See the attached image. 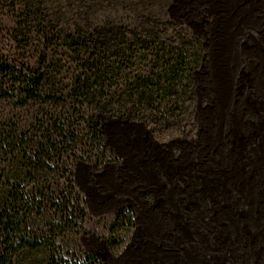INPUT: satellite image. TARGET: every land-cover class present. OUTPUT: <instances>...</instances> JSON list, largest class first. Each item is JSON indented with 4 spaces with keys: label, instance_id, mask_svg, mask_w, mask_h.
Listing matches in <instances>:
<instances>
[{
    "label": "crops",
    "instance_id": "1",
    "mask_svg": "<svg viewBox=\"0 0 264 264\" xmlns=\"http://www.w3.org/2000/svg\"><path fill=\"white\" fill-rule=\"evenodd\" d=\"M193 12L191 121L156 134L105 119L109 161L75 170L90 215H133L126 248L115 255L116 245L97 243L98 264H227L230 227L246 230L253 209L248 256L264 264V0H207Z\"/></svg>",
    "mask_w": 264,
    "mask_h": 264
},
{
    "label": "trees",
    "instance_id": "2",
    "mask_svg": "<svg viewBox=\"0 0 264 264\" xmlns=\"http://www.w3.org/2000/svg\"><path fill=\"white\" fill-rule=\"evenodd\" d=\"M10 1L16 48L32 52L31 58L37 64L32 69H18L13 64L0 66V79L11 84L10 90L17 93L18 101L51 100L64 105L71 100L74 114L85 105L107 118L129 121L141 117L142 107L163 118L167 114L175 116L177 109L178 117L186 111L175 104L177 100L162 105L171 96L178 97V103L187 98L198 49L190 41L175 45L158 19H147L146 27H131L110 17L98 21L89 15L98 0H77L79 7L73 6L76 0ZM158 1L151 0L150 4ZM138 2L141 10L150 7L149 3L146 6L143 1ZM72 6L75 19L61 20L67 10L73 12ZM67 64L69 81L62 86L60 73ZM50 118L43 131L20 132L0 126V157L6 162L0 169L4 180L0 186V264H95L92 255L64 253L56 242L68 225V217L75 212L84 215L71 187L66 193L67 202L73 197L76 206L69 210L62 205L58 221L48 217L46 223H36L29 219L44 215L47 208L59 210L51 181L44 178L52 172L56 153L73 140L75 132L66 131L64 124ZM101 125L93 120L87 125L99 142H103ZM56 194L65 198L62 190Z\"/></svg>",
    "mask_w": 264,
    "mask_h": 264
},
{
    "label": "rangeland",
    "instance_id": "3",
    "mask_svg": "<svg viewBox=\"0 0 264 264\" xmlns=\"http://www.w3.org/2000/svg\"><path fill=\"white\" fill-rule=\"evenodd\" d=\"M138 1H143L146 6L148 3H151V0H98V6L90 9L89 15L98 21H103L107 17H110L118 23L131 27L139 26L140 24L146 27L149 26L147 19H158L161 27L165 30V34L174 39L175 45L179 47L182 40L190 41L197 49L196 37H194L191 31L192 23L198 21L193 11L196 10L198 5L203 4L207 0H159L153 3V5L150 4V7L144 10H141L142 4ZM74 2L73 6L75 7L76 4L79 7L78 1ZM10 5V0H0V66H10L13 64L18 69L21 67L35 68L37 65L36 61L31 58L33 53L21 52L16 48L13 37L14 19ZM73 6L71 7L72 10L75 9ZM66 12L67 14L60 19L72 22L75 19L76 13L74 10L73 12L69 10ZM65 62L64 60L62 65ZM68 65L60 73L59 80H61L62 86L67 85L69 81V75L66 72L69 67ZM0 81L3 80L0 79ZM1 85H3V90L2 92L0 91V126L4 129H18L20 132L43 131L47 124L51 122L50 117H53L59 120L60 124L65 125L66 131L73 130L75 132L72 137L73 140H71L72 142L70 140V142H66L65 146L61 147V152H58L59 154L56 153L51 163L52 172L48 174L47 178H44L51 181L53 191L57 193L58 190H62L65 198L60 199L55 193L54 197L57 198L59 210L47 208V212L44 215L40 214L30 217L29 219L34 220L31 222L46 223L48 217L53 218V221H58L60 217L59 213L63 209L61 208L62 205L69 210L72 209L73 205L76 206L73 197L67 202L66 193L69 191V187H71L73 193L79 197V207L83 209L84 215L81 217L75 212L73 216L67 218L68 225L65 226L63 233L56 240L59 249L64 253H76L79 257L92 255L95 264H98V259L95 256L97 243H112L116 245L112 252L115 255H119L128 245L134 231L132 213L128 210H123L116 215L114 214L112 219L103 221L101 218L90 215L74 178V173L78 166H87L92 168L93 171H98L109 161V154L106 151L104 141L99 142V140L95 139L87 126L90 120L99 124L103 123L109 116L92 111L85 105L80 109L79 113L74 114L71 108V106L73 107V104L70 103L71 100H67L64 105L60 102L59 104L54 103L51 100L45 103L39 100L22 103L17 100V93L10 90L11 84L8 81L4 80ZM121 90L123 91L124 88ZM176 91L179 93L180 88L176 89ZM186 96L185 101L181 103H178V97L175 98L174 96L163 100L162 107L166 103L173 104L177 100L175 104L177 106L181 105L182 108L186 109L179 117L178 109L177 114H174L175 116L167 114L163 118L162 115H157L155 111L150 112L142 107L139 110L141 116L139 119L141 120L138 122L146 124L156 134L164 132L176 134L179 124L191 121L193 100L191 83ZM139 119H135L134 121ZM154 120L156 122H153ZM70 124L72 126L69 127ZM60 146L58 145L57 148L60 149ZM5 163L4 158L0 157V169H3ZM2 178L3 175L0 176V186L4 183ZM68 181L71 185H68ZM29 188L30 185L26 187V189ZM76 210L77 208L75 207L74 211ZM257 216L258 214L254 212V209L249 211L248 215L246 214L243 221L246 230L238 226H235V228L233 226L230 227V245L229 247L225 246L224 251L222 250L228 255L226 257L227 264H253L252 258L248 255H250L249 252L253 253L256 247H254V243L248 244L249 242L245 240L244 233H249L252 239L258 233L255 223ZM74 224H77L78 228H74ZM226 244L229 243L226 242ZM99 264H101L100 261Z\"/></svg>",
    "mask_w": 264,
    "mask_h": 264
}]
</instances>
